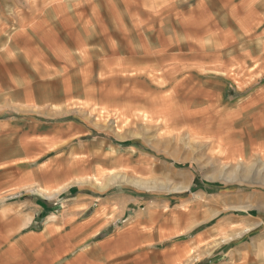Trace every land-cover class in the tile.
<instances>
[{"label":"rangeland","instance_id":"374dc122","mask_svg":"<svg viewBox=\"0 0 264 264\" xmlns=\"http://www.w3.org/2000/svg\"><path fill=\"white\" fill-rule=\"evenodd\" d=\"M65 2L0 0V16L9 19L18 9L21 18L33 20L39 28L42 25L46 39L51 40L54 25L70 26L61 31L62 68L52 78L39 70L33 86L39 83V92L50 81L54 92L84 100L71 101L57 112H71L73 118V105L80 104L84 114L73 119L86 118L93 127L89 138L94 142L93 154L88 163L78 165L65 164L68 148L39 162L27 161L26 156L39 149L21 148V139L30 131L43 133L64 119L17 116L7 122V129L0 131V256L10 253L14 264L36 262L37 243L30 238L45 237L40 229L46 222L42 214L31 223L36 204L41 205L37 201H63L62 187L50 190L45 184L58 176L68 177L74 168L79 182L75 190L114 188L140 192L159 202L181 197L194 176L201 174L217 178L209 181L221 193L250 192L247 186L254 184L263 185L264 191V181L236 179L252 177L246 166L198 164V154L203 152L199 142L218 139L214 136H221L222 119L228 120L210 104L229 88L198 67L224 60L264 61V0ZM69 44L78 51L65 52ZM7 106L1 100L0 112ZM56 155L59 162L45 164ZM27 179L31 182L26 184ZM45 191L54 196L48 198ZM242 208L246 210L234 214L264 221V212L258 210L264 207H238ZM60 214L56 212L58 219ZM232 214L223 213L216 223ZM57 230L47 236L64 235L69 228ZM242 230H237V236ZM248 236L264 237V224ZM229 238L222 229L221 239Z\"/></svg>","mask_w":264,"mask_h":264},{"label":"crops","instance_id":"0c3cea01","mask_svg":"<svg viewBox=\"0 0 264 264\" xmlns=\"http://www.w3.org/2000/svg\"><path fill=\"white\" fill-rule=\"evenodd\" d=\"M39 1L49 5L62 1L67 4L69 0ZM16 10L9 19L0 16V101L8 105L5 112H0V131L7 129V122L17 116L63 118L53 128L43 133L30 131L21 139V148L39 149L25 159L39 162L68 148L64 154L70 152V156L65 164H86L94 150V142L89 139L93 127L86 118L73 119L81 117L84 109L80 104L73 105L76 110L73 118L71 112H57L70 106L71 101L84 100L54 92L50 81L42 84L39 92V83L33 86L39 70H46L52 78L62 68L61 31L62 27L70 26L54 25V40L46 39L42 25L39 28L33 20L26 21ZM64 51L72 53L78 49L69 44ZM198 71L214 74L229 86L210 104L228 120L222 119L221 136H214L218 139L199 142L203 147L198 154L199 167L220 163L242 165L252 177L236 179L264 181V61L224 60L198 67ZM60 159L56 155L45 164H55ZM209 179L218 180L204 174L194 176L181 197L172 196L159 202L145 198L140 192L114 188L75 190L79 182L74 168L68 177L58 176L45 184L50 190L62 187L63 201H37L44 207L36 204L38 210L31 223L46 215L45 226L40 229L45 237L30 238L37 243L34 249L37 258L27 264H264V237L253 240L248 236L264 224L263 219L255 221L234 214L246 210L238 207L255 204L264 207V203L254 202L264 200L261 185L247 186L250 192L221 193ZM28 182L31 180L27 179ZM45 194L48 198L54 196L50 191ZM56 208L61 213L59 219L58 211L52 212ZM258 210L264 212V208ZM223 213L233 214L216 223ZM59 227L69 231L47 236L55 234ZM239 228L243 230L237 236ZM222 229L231 238L222 240ZM12 257L10 253L1 255L0 264H14Z\"/></svg>","mask_w":264,"mask_h":264},{"label":"bare ground","instance_id":"6f19581e","mask_svg":"<svg viewBox=\"0 0 264 264\" xmlns=\"http://www.w3.org/2000/svg\"><path fill=\"white\" fill-rule=\"evenodd\" d=\"M50 196V195H49Z\"/></svg>","mask_w":264,"mask_h":264}]
</instances>
